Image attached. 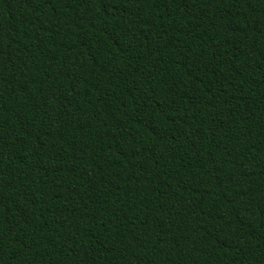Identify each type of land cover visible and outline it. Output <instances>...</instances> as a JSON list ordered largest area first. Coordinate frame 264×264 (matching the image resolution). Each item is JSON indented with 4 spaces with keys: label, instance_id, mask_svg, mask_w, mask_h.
<instances>
[{
    "label": "trees",
    "instance_id": "trees-1",
    "mask_svg": "<svg viewBox=\"0 0 264 264\" xmlns=\"http://www.w3.org/2000/svg\"><path fill=\"white\" fill-rule=\"evenodd\" d=\"M0 264H264V0H0Z\"/></svg>",
    "mask_w": 264,
    "mask_h": 264
}]
</instances>
